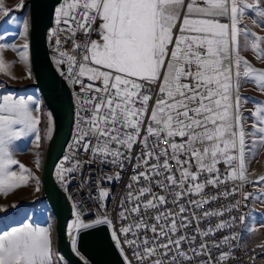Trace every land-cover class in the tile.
<instances>
[{
  "label": "snow or ice",
  "instance_id": "6c2138e0",
  "mask_svg": "<svg viewBox=\"0 0 264 264\" xmlns=\"http://www.w3.org/2000/svg\"><path fill=\"white\" fill-rule=\"evenodd\" d=\"M262 3L264 0H251V3L248 0H202V3L189 0L179 25L180 34L174 35L185 0H63L55 10L56 24L66 26L63 31L73 38V48L71 53L60 51L59 56L66 59L67 73L72 82L81 83V90L85 93L81 104L83 115L77 113L76 144L101 163L119 162L123 167L122 161L128 157L122 149L130 153L138 142L141 126L149 111V102L153 99L146 85L160 81L157 98L148 117L147 135L139 141L146 151L136 157L138 162L142 159L145 166L152 157L157 163L131 179L137 182L139 177L151 180L153 176L163 175L160 171L163 169L168 173L167 185L160 181L155 183L162 190L169 186L179 189L174 192L173 204L184 194L201 195L206 185L215 187L228 179L244 181L246 156L249 159L255 157L258 148L264 146V102L237 94L233 103V94L234 91L238 93L241 82L252 84L264 94V70L253 67L239 55V51L241 48L251 50L257 60L264 61V38L250 33L247 28H240L238 21L248 11H254L264 18V10L260 8ZM218 17L228 18L230 23H221L216 19ZM97 19L101 21L98 30L93 28ZM253 23L264 27L259 20L254 19ZM27 29L25 22L24 33ZM93 31H98L100 40L91 39ZM78 33L84 35L83 41L74 39ZM241 37L243 45L240 43ZM60 44L61 41L57 39L56 45ZM24 48H27L26 44ZM60 62L63 61H57ZM6 67L10 65L5 66L0 59V71H5ZM82 78L91 83L83 84ZM182 79L194 83H182ZM0 99V195H7L18 187L26 186L31 178L23 165H20L19 175L12 170L11 166L17 161L12 158L11 144L25 133L34 132L39 121L24 99H13L11 96ZM241 102L254 105L251 132L243 129L242 121L248 118L241 115ZM177 136L187 139L176 143L173 138ZM248 136L252 137L251 144L247 142ZM149 137H154L156 142L167 141L171 156L168 150L157 152L149 149ZM38 141L37 136V146ZM197 143L203 147H195ZM181 156L187 159L181 160ZM161 157H164L162 163ZM170 159L177 165L179 179L172 174ZM193 160L195 172L184 166L191 165ZM221 162L229 169L223 178L217 168ZM35 163L39 168V159ZM78 166L77 162L73 167L62 169L58 173L61 180L63 172L71 173ZM205 172L209 176L201 182L199 177ZM256 183L264 184V176L259 177ZM128 187L131 188V185ZM35 190L39 191V186ZM145 195L150 198L141 201L140 198ZM250 195L245 193L244 199L248 200ZM107 196L108 192H99L100 199ZM213 199L216 197L205 196L189 203L201 208ZM128 200L129 203L136 201L134 206L125 210L133 214H139L141 206L145 210L156 209L168 202L164 195H157L151 187H141L137 193L130 191ZM239 203L237 201V205ZM4 210L0 208V211ZM185 211L184 206H179V214ZM74 215L76 219L68 225L73 250L76 249L73 231L78 233L81 229L100 224L111 227V221L106 217L84 223L79 212H74ZM119 215L122 219L127 218L124 211ZM177 215L171 211H160L154 217L156 224L149 225L141 218L123 227L121 232L128 234L133 229L137 232L142 228L148 229L154 234V245L157 239L167 238L166 243L156 247H148L149 240L145 238L142 241L145 245L143 251L146 256H151L156 253L157 247L167 250L174 245L175 256L169 264H178L177 256L185 260L190 258L181 248V243L187 241L188 237L176 235L180 228L188 227L183 223L186 217L181 215L178 225ZM217 215H223V212L203 213L205 217ZM194 218L199 219L195 215ZM239 219L244 223V216ZM226 226L230 225L220 223L209 232H201L199 228L197 232L207 236ZM113 239H116L115 233ZM194 240L195 237L192 238ZM126 242L129 245L136 243L134 240ZM200 248L204 249L205 245L201 243ZM167 254V251L163 253L165 256ZM200 254L196 252V255ZM225 259L227 254L221 253L219 261ZM0 264H52L49 229L36 226L30 222V218H26L19 226L0 232ZM153 264L163 262L156 260Z\"/></svg>",
  "mask_w": 264,
  "mask_h": 264
},
{
  "label": "built area",
  "instance_id": "2783aa9c",
  "mask_svg": "<svg viewBox=\"0 0 264 264\" xmlns=\"http://www.w3.org/2000/svg\"><path fill=\"white\" fill-rule=\"evenodd\" d=\"M62 2L63 0L59 2L55 0L53 14L45 33L47 37H49V53L58 61H63L59 63L58 71H60L59 74L66 84V81H72V79L67 73L68 63L66 59L59 56V52L67 51L71 53L73 38L63 31L66 27L65 25L56 24L55 10ZM99 23L100 20L97 19L93 28L98 30ZM53 33H55V35H53ZM99 37L98 31L92 32V40ZM57 39L61 41L59 46L56 45ZM74 39L83 41L85 37L82 33H78ZM82 83L88 84L91 82L86 78H82ZM74 84L75 92H69L72 103L71 130L62 150V154H66L68 159L65 167L55 169L54 177L56 188L64 195L67 205L65 236L70 237L68 225L76 219L74 212H79L80 219L84 223H92L98 218L103 219L106 217L111 221V227H109L108 224L105 225L108 226L112 240L126 264H153L156 260H161L163 264H169L172 257L175 256L174 245L170 246L167 250L157 247L154 255L146 256L143 251L145 245L142 243V241L147 238L149 240L148 247H156L160 243H166L167 238L162 237L157 239L154 245L152 243L154 234L148 229L142 228L138 232L133 229L136 235H133V232L124 234L121 232V229L139 221L141 218L149 225L156 224L154 217L158 212L171 211L178 214V225L181 223V215L186 217L183 223L188 225L187 228H180L176 235L188 237L187 241L181 243V248L187 253L190 259L185 260L177 256L176 261L178 264H259V259L264 256V242H258L253 246L243 245L244 233H242V223L239 219L241 216H247L248 211L252 210L248 200L244 199L245 193L251 194L252 192V187H250L248 181L228 179L226 183L219 184L215 187L206 185L201 195L184 194L176 204H173L174 192L179 191V189H173L169 186L167 189L162 190L155 183V181H160L167 185L166 176L168 173L164 172L163 169H160L163 175L153 176L151 180H145L143 177H139V181L137 182L131 179L132 176L138 175L139 172L144 171L146 167L150 169L152 164L157 163L155 157H152L148 161V166H145L143 165V160L141 159L138 162L136 157L141 156L142 153L146 151L139 141L143 136L147 135L146 128L148 125V117L150 116L151 108L155 104L157 98L159 81L154 84L146 85V88L151 90L153 99L149 102V111L146 113L145 122L141 126V136L137 138L138 142L133 145V149L130 153L122 149V151H125V156L128 157L122 161L123 167L120 166L119 162L117 164H112L111 162L101 163L98 159L91 157L90 153H85L83 148L76 144L79 124L77 113L83 115L81 112V104L85 93L81 90V83ZM173 139L176 143H182L187 137L181 138L177 136ZM113 147L115 146L113 145ZM148 148L154 149L157 152L161 149L168 150L169 156H171V150L168 148L167 141L156 142L154 137H149ZM163 159L164 157L160 158V163L163 162ZM180 159L184 160L187 159V157L181 156ZM77 162L79 166L76 170L71 173L63 172V180H61L58 173L62 171V169L73 167ZM138 163L140 165L139 167H137ZM169 163L171 165L172 174H174L176 179H179L180 174L177 171V165L171 159ZM184 166L190 167L193 172L196 171L194 160L191 162V165ZM218 169L220 176L223 178L227 173V169L224 167H218ZM117 174H119V178H117ZM212 175H215V173ZM208 176L209 174L205 172L200 175L199 179L203 182ZM109 177H111V179H108ZM129 185H131V188L128 187ZM141 187H151L153 192L157 195H164L168 202L165 205H160L156 209L145 210L141 206L139 214L125 211L136 204V201L129 203L128 193L130 191L137 193ZM185 187H187V185ZM101 190L108 192V196L104 199H100L99 197V192ZM205 196L209 198L215 196L216 199L211 200L209 204L201 208H196L195 205L189 203L191 200L199 201ZM149 198V195H145L140 199L141 201H146ZM237 201L240 202L239 205H237ZM234 205L237 206L233 207ZM179 206H184L186 208L183 214H179ZM121 211L125 212L126 219L120 217L119 213ZM205 211L223 212V215L205 217L203 216ZM194 215L199 219L194 218ZM220 223L230 226L210 232L207 236H202L197 232V228H199L201 232H209L210 229H216V225ZM157 227H159V225H157ZM113 233H115L116 236L115 240L113 239ZM77 234L78 233L75 231L72 233L73 236ZM193 237H195L194 241H192ZM66 240H68L67 237ZM117 240L119 241V245L117 244ZM129 240H134L136 243L129 245L126 242ZM201 243L205 245L204 249L200 248ZM193 249H195V251H193ZM165 251L168 253L166 256L163 255ZM196 252H200L201 254L196 255ZM221 253L227 254V259L224 261H219ZM139 257H143V259ZM78 259L82 263L88 264L83 256H79Z\"/></svg>",
  "mask_w": 264,
  "mask_h": 264
},
{
  "label": "rangeland",
  "instance_id": "374dc122",
  "mask_svg": "<svg viewBox=\"0 0 264 264\" xmlns=\"http://www.w3.org/2000/svg\"><path fill=\"white\" fill-rule=\"evenodd\" d=\"M29 2L30 0H0V9H2L0 10V36H3V39H0V45L4 46L0 47V59H2L5 66L10 65V67H6L5 71H0V89L4 88V91H9L11 94H15V96H18L19 98L27 100L32 99L40 102V107L38 109L39 113H37L36 116L39 121V133L37 134L39 137L38 146L37 137L35 136L32 141L33 146L29 153L20 154V157L16 160L17 164L11 166L13 167L12 170L16 171L19 175L21 172L20 165H23L30 173L31 178L28 179L26 186L18 187L7 195H0V208L5 209L4 211H0V232L9 230L12 227H17L22 222H25L26 218H30V222L34 225L47 227L49 229L52 264H68L61 256L56 245V198L50 191L42 176V166L47 146L54 132L55 126L61 117L64 105L57 86H55V84L40 70L32 66L29 55ZM248 2L251 3V0H248ZM18 5L22 6L18 7ZM260 8L264 10V3L260 5ZM5 12H7V15H5ZM183 14L184 12L182 15ZM254 19L259 20L261 24H264V18L257 16L254 11H248L247 14L238 21V26L240 28H247L250 33H255L259 37L264 38V27L255 25L253 23ZM181 21L182 17L177 23L176 29H174V35L180 34L179 25L181 24ZM25 22L28 25L26 33H24ZM225 23H230V21ZM95 40H100V37ZM240 43L243 45V37L240 38ZM25 44L27 45V48H24ZM48 44L49 37H47L45 33V45L48 59L59 74L60 71H58V67L60 64L57 63L58 60L49 53ZM262 47H264V44H262ZM171 48L172 45L169 46V58ZM239 55L249 61L256 69L264 70V61L257 60L251 50L241 48ZM194 69L193 66V70ZM188 83L191 84L194 82L192 81ZM9 85L14 87H10L9 89L7 88ZM18 85L23 86L19 87ZM237 94L241 97L251 98V100L254 101L264 102V94H261L250 83L245 84L241 82L238 93L234 91L233 103H235V96ZM240 110L241 115L248 118L242 121L243 129L245 132H251L253 128V118L251 116L252 111L254 110L253 103L241 102ZM68 131L66 130L63 138L67 134H70ZM251 141L252 137L248 136L247 142L251 144ZM195 147L202 148L203 145L197 143ZM63 155L62 151L57 148L52 162L53 178L55 177V169H58L57 165L61 161ZM37 159H39V168H37L35 163ZM218 167H224L227 171L229 170L223 162L219 163L217 165V168ZM245 169V180L248 181L250 187H252L250 195L252 210L246 224L243 245L253 246L258 242H264V199L254 198L264 197L261 189H256L264 188V184L256 183L259 177L264 176V146L258 148L255 157L249 159L246 156ZM249 173H253V175H246ZM37 186H39V191L35 190ZM13 205H15V207H13ZM247 235L248 237L260 236L255 240H248L249 242H246L245 236L247 237ZM66 237L68 238L66 242L72 251L74 258L80 261L78 258L81 255L76 250H73L71 237ZM74 237L76 239L77 235ZM263 259L264 256L259 259L258 263L261 264Z\"/></svg>",
  "mask_w": 264,
  "mask_h": 264
},
{
  "label": "water",
  "instance_id": "95a60500",
  "mask_svg": "<svg viewBox=\"0 0 264 264\" xmlns=\"http://www.w3.org/2000/svg\"><path fill=\"white\" fill-rule=\"evenodd\" d=\"M55 0H30L29 2V55L32 66L40 70L57 86L63 99V112L49 140L43 166L42 176L56 198L55 206V238L57 249L68 264H83L74 258L68 247L65 236L67 221V205L64 195L56 188L53 178L52 162L56 149L63 150L68 139L72 119V104L69 90L48 59L45 45V31L50 23ZM90 264H126L116 248L108 226L96 225L81 230L76 237V249Z\"/></svg>",
  "mask_w": 264,
  "mask_h": 264
},
{
  "label": "crops",
  "instance_id": "0c3cea01",
  "mask_svg": "<svg viewBox=\"0 0 264 264\" xmlns=\"http://www.w3.org/2000/svg\"><path fill=\"white\" fill-rule=\"evenodd\" d=\"M188 2H189V0H185V4H184L183 8L181 9L180 19L182 17V20H183V15H184V14L182 15V13L183 12L184 13L186 12V10H187V3ZM198 2L202 3V0H198ZM216 19H218V21L221 22V23H225L227 21H230L228 18H225V17H218ZM100 23H101V21H100ZM100 23H99V25H100ZM181 23H182V21H181ZM99 25H98V29H99ZM194 68H195V66H194ZM187 81L188 80H183L182 79L181 82L182 83L192 82L191 80L188 81V82ZM28 85H30V84H28ZM18 86L21 87L23 85H18ZM10 87L13 88L14 86H11V85L7 86V88H9V89H10ZM2 96H11L13 99H23V98H19L18 96H15V94H11L9 91H4V88H1L0 89V97H2ZM24 100L28 103L30 110L33 112V115L36 117L37 116V113H39L38 112V109L40 107V102L35 101V100H32V99H29V100L24 99ZM0 103H2V99H0ZM16 127L18 128L19 126H16ZM38 133H39V128H38V124H37L36 130L34 132H27L24 135H22L19 139L14 140L12 142V144H11V151L13 153L12 158L14 160H18V158L20 157V154H23V153L27 154V153H29L31 147L33 146V142L32 141L34 140L35 136L37 137V134ZM246 175H253V173H249V174H246ZM256 189L257 190L258 189H261V191L264 194V188H256ZM260 235H258L257 237H248V235H247V237L245 236V241L246 242H249L248 240H251V241L252 240H255L256 238H259ZM261 264H264V259L261 261Z\"/></svg>",
  "mask_w": 264,
  "mask_h": 264
},
{
  "label": "bare ground",
  "instance_id": "6f19581e",
  "mask_svg": "<svg viewBox=\"0 0 264 264\" xmlns=\"http://www.w3.org/2000/svg\"><path fill=\"white\" fill-rule=\"evenodd\" d=\"M60 0H57V2H59ZM66 86L69 90V92H75V84L72 82V81H66ZM67 157L66 154H64L62 157H61V161L59 162V164L57 165L58 166V169H61V167H65L66 166V163H67V160L65 159ZM248 203H250V208L252 209V204H251V200H250V197L248 199ZM250 212L251 211H248V215L245 216V221L244 223H242V233H245V230H246V224H247V221H248V218H249V215H250Z\"/></svg>",
  "mask_w": 264,
  "mask_h": 264
},
{
  "label": "trees",
  "instance_id": "16d2710c",
  "mask_svg": "<svg viewBox=\"0 0 264 264\" xmlns=\"http://www.w3.org/2000/svg\"><path fill=\"white\" fill-rule=\"evenodd\" d=\"M26 9H27V6H26Z\"/></svg>",
  "mask_w": 264,
  "mask_h": 264
}]
</instances>
